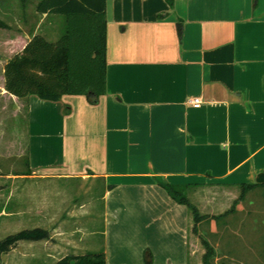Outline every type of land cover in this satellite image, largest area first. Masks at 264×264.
<instances>
[{
	"label": "crops",
	"instance_id": "1",
	"mask_svg": "<svg viewBox=\"0 0 264 264\" xmlns=\"http://www.w3.org/2000/svg\"><path fill=\"white\" fill-rule=\"evenodd\" d=\"M34 14L27 31L0 15L19 31L5 35L2 49L20 52L33 36L46 37L43 24L56 15L35 5ZM105 17L106 92L95 104L84 95L17 99L5 91L8 57L0 56V116L14 123L2 127L14 134L3 158L25 157V171L0 179L103 185L99 237L59 255L53 240L65 226L57 228L55 205L41 198L56 194L9 189L0 227L49 234L18 242L16 264L96 253L108 264H205L203 242L213 251L208 264H264V224L249 228L243 203L264 190V0H106ZM158 181L184 188L204 219L195 224ZM29 192L36 198L27 214Z\"/></svg>",
	"mask_w": 264,
	"mask_h": 264
},
{
	"label": "trees",
	"instance_id": "2",
	"mask_svg": "<svg viewBox=\"0 0 264 264\" xmlns=\"http://www.w3.org/2000/svg\"><path fill=\"white\" fill-rule=\"evenodd\" d=\"M30 0H19L26 5ZM35 12L64 17L65 30L54 42L35 35L20 52H7L1 48L0 56L8 57L4 67L5 91L19 100L35 96L43 101L57 102L65 95H84L95 104L106 92V0H37ZM172 6L173 0H166ZM0 19V41L5 35H15ZM16 52V53H15ZM158 185L177 204L191 212L193 221L204 219L191 205L184 188L158 181ZM253 186H243L240 198ZM46 230H21L0 240V255L15 248L20 241L48 240ZM204 263L212 256L206 242ZM150 264V258L146 259ZM55 264H108L103 253L68 255Z\"/></svg>",
	"mask_w": 264,
	"mask_h": 264
},
{
	"label": "rangeland",
	"instance_id": "3",
	"mask_svg": "<svg viewBox=\"0 0 264 264\" xmlns=\"http://www.w3.org/2000/svg\"><path fill=\"white\" fill-rule=\"evenodd\" d=\"M34 1L37 2V0H31L30 4L27 5V8L23 10L18 6L20 3L19 0H0V15L2 14L4 17L8 14V18L12 19L15 25L20 26L24 31H27L29 27L36 24L35 19L37 17L34 14ZM48 24H51V26ZM43 27H45V29H41L44 31L42 34L46 36L45 38H47V40L54 42L65 30L66 25L64 17L59 15L51 17L49 21L47 20L44 22ZM48 27L49 29L53 28L55 33L47 29ZM0 121H3L0 122V131L4 129L2 127L5 125L13 123L8 121L4 115L0 116ZM4 131H6L5 135H2V132H0V176H4L7 173L18 174L25 171V157L23 156L17 159L16 154L12 153V157L10 156L11 158H3L4 150H2V147L6 143L9 144V142H12L14 139L13 132H7L5 129ZM20 187L30 191H37V189H39L40 191H45V193L56 194L54 197H41L45 201L49 198L50 202L55 205V221L57 228L61 225L65 226L64 228L59 229V231L62 230V236H59L58 238L56 237L55 239L53 238V244L57 245V249L60 250L56 255H59V253L61 254L62 252L65 253V249H68L79 240H87V242H89L92 237L95 239L99 237V232L102 227L101 217L103 207L101 202L103 185L101 182L72 180L51 183L44 182L39 184L31 182L20 185L19 182H12L2 178L0 179V203L6 199L4 194L9 193V189L19 190ZM35 198V195H32V193L29 192V195L25 196V199L29 201L21 203L23 204L21 209L26 211L27 214L30 213L31 208L34 207ZM243 203L246 212L248 213V227H252V221L255 222L259 220V222H261L260 224H264V190H256L248 193ZM21 230H23L22 227L17 224L8 227H0V240ZM24 230H26L25 227ZM12 250L6 254L0 255V264H16V252Z\"/></svg>",
	"mask_w": 264,
	"mask_h": 264
},
{
	"label": "built area",
	"instance_id": "4",
	"mask_svg": "<svg viewBox=\"0 0 264 264\" xmlns=\"http://www.w3.org/2000/svg\"><path fill=\"white\" fill-rule=\"evenodd\" d=\"M190 104L194 107V108H198L200 106V99L196 98V99H192L190 100Z\"/></svg>",
	"mask_w": 264,
	"mask_h": 264
}]
</instances>
